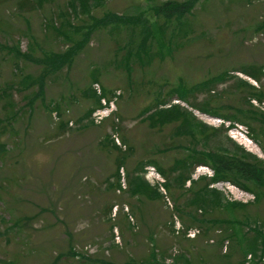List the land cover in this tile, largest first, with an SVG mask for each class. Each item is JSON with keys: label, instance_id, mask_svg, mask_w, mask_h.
<instances>
[{"label": "rangeland", "instance_id": "obj_1", "mask_svg": "<svg viewBox=\"0 0 264 264\" xmlns=\"http://www.w3.org/2000/svg\"><path fill=\"white\" fill-rule=\"evenodd\" d=\"M214 153L264 169V0H0V264H264Z\"/></svg>", "mask_w": 264, "mask_h": 264}, {"label": "trees", "instance_id": "obj_2", "mask_svg": "<svg viewBox=\"0 0 264 264\" xmlns=\"http://www.w3.org/2000/svg\"><path fill=\"white\" fill-rule=\"evenodd\" d=\"M188 2L186 3H164L163 5H160L159 7H156L155 13L158 15L159 13L164 17L168 18L167 21L171 20L173 17L175 19L180 18L188 9L189 7ZM73 52V49L70 50V52L63 53L61 55L59 54H53L51 57H46L44 61L47 65L54 64L56 62H59L63 64L66 60H69L70 54ZM69 54V55H68ZM19 57V56H18ZM246 74L251 77L254 80H260L257 71L254 69H251L250 71H246ZM26 81L22 80L19 82L18 86L22 88L24 86ZM11 89V88H10ZM259 99V97H257ZM11 109L13 107H10ZM240 115L241 113L238 112ZM213 116H222V115H213ZM222 119H226L227 121H232V127H234V122H240L241 124H245V121H241L238 119V117L232 119V117H225L223 116ZM207 160L210 161V166L213 171V176L210 179V182H216L219 180H231L232 182L236 184H241V180L245 181L248 180L249 182H252L254 184L262 185V178L264 176V169L261 167L253 166L248 161L242 160V159H235V158H228L226 155L214 153V154H207ZM201 164V163H200ZM162 173V172H161ZM184 181V180H183ZM240 186V185H239ZM255 243V241H251L249 244L250 247ZM155 249V248H154ZM160 255L158 254V257ZM157 253L153 250L149 254V257L145 260H141L142 262L139 264H158L156 263ZM161 258V256H160ZM176 260V259H175ZM179 261L178 259L174 262V264H177Z\"/></svg>", "mask_w": 264, "mask_h": 264}]
</instances>
